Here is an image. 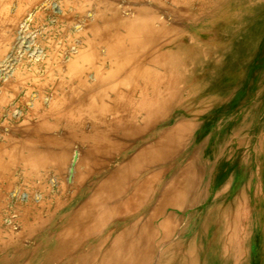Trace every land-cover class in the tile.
<instances>
[{"label": "bare ground", "instance_id": "obj_1", "mask_svg": "<svg viewBox=\"0 0 264 264\" xmlns=\"http://www.w3.org/2000/svg\"><path fill=\"white\" fill-rule=\"evenodd\" d=\"M39 1L0 0V264H199L202 171L187 162L194 126L183 118L156 126L180 106L190 78L179 57L185 28H211L216 14L235 22L239 11L227 8L245 0H64L73 12L44 0L62 25L31 28ZM254 180L244 181L245 210L257 214L248 238L239 239L235 207L213 244L233 254L210 252L208 264H253L255 235L264 255V199L247 201Z\"/></svg>", "mask_w": 264, "mask_h": 264}, {"label": "crops", "instance_id": "obj_2", "mask_svg": "<svg viewBox=\"0 0 264 264\" xmlns=\"http://www.w3.org/2000/svg\"><path fill=\"white\" fill-rule=\"evenodd\" d=\"M256 43H257V46L255 47L256 52L252 53L253 57L250 58L249 53L245 54L247 58L245 59V62H242V64H237L238 66L235 65L234 67L224 66V68L221 67L219 71L216 70L215 73L207 74L208 72H206L203 73L200 77H198V79H194L191 81L192 82L190 85L191 91L197 90L196 91L197 93L195 94L196 97H194L195 101L192 108H187L186 112L188 113L183 115V116L185 115L188 116L187 117L181 116L179 119L183 118L186 124L192 126V128L194 126V131L196 130L195 131L196 139L194 140L195 148L192 149L193 150V155L191 156L192 159L189 158L187 162L189 163L195 162L196 167H198L202 171L200 180H201L203 197L202 200L198 203V205H196L197 208H205L207 207V204H210L211 206L208 205L209 208L219 207V208L233 209L235 207H238L240 209H245L244 200L236 199L231 201L228 199H232L235 194L237 195V197L239 196L238 194L240 193L245 194V182H244L245 177L253 176V175L256 176L258 173H260L259 172L260 169L264 170V164H263L264 163V137H263L264 136V127H263L264 126V59L263 60L261 59L264 58V28H262V32L259 33L258 40L256 41ZM235 76L237 79H235ZM227 80H229V82ZM196 83L198 84V87ZM229 84L231 86H229ZM205 93L206 95H204ZM236 95L238 97H236ZM190 113H193V115ZM195 116H197V118ZM215 127L218 128L216 129ZM226 133L228 134L227 136L229 137H226ZM257 136L259 137V139ZM223 145L224 147H222ZM255 148L256 150H254ZM209 155L211 156V158ZM254 162L256 164H254ZM243 175L245 176L243 177ZM210 185L212 186V188H209L211 187ZM211 190L216 193L215 200H209L208 194L212 192ZM219 197L222 199L224 197L226 198H224L225 200L218 201Z\"/></svg>", "mask_w": 264, "mask_h": 264}, {"label": "rangeland", "instance_id": "obj_3", "mask_svg": "<svg viewBox=\"0 0 264 264\" xmlns=\"http://www.w3.org/2000/svg\"><path fill=\"white\" fill-rule=\"evenodd\" d=\"M43 1L44 0H40L36 6L31 8L33 10V14L31 15V18H33V16L36 14L41 15L38 24H33L31 26V28H45L47 26H51L53 28H60L62 25L63 15L62 14L57 15L55 11L47 12L48 10L43 8V3H44ZM69 1H71L72 5H73V3H75V5L76 4H84V0H69ZM53 2H56L57 6H59L62 10L68 9V11H70V12L74 11L73 9L71 10V8L66 7V5L64 4V0H59V1L53 0ZM258 4L259 5L261 4V5L259 6ZM92 5L93 4H90V6H88V8L90 7L88 9L89 12L91 10H92L91 12H93ZM238 8L240 10H238ZM31 9H29V7H26V6L24 7L25 12L26 11L31 12L32 11ZM227 9H228L227 10L228 12H226L227 15H229V14L231 15L233 12L234 13L232 15H234L236 13V11L237 12L239 11L237 18H233L235 22H231L232 20L229 19V17L225 18V16L223 17V16H219L216 14L211 28H203V29L202 28H185V32H183L184 34H183L182 38L178 41L181 45L179 57L183 61H186L184 65H185L186 71L189 70V73H190V74L189 73H186V74H188V77H190V78L187 80L186 84L185 85L183 84V86H182L185 94L183 93V95L181 97V101H182V103L180 104L181 107L179 106L176 109L172 110L169 113V115L167 116V118H165L162 122H160L156 126L159 130H165V129L172 128V127L176 126L177 120L181 116L186 114V112H184V111L187 110V108L193 107L192 104H194V101H195V99H194L195 94L194 93H197V92L193 91V90L191 91V89H190V85L192 83L191 82L192 80L198 79V77H200L203 73H206V72H208V74L209 73H215L216 70L219 71L220 68L221 67L224 68V66L234 67L237 64H242V62H245V58H247L245 56V54L249 53L250 58H252L253 57L252 53L256 52V50H255V47L257 46L256 41L258 40L259 33L262 32V28H264V0H245V5L239 4L236 8L228 7ZM13 11H14V9H13ZM13 11L11 13L12 16L15 14V11L14 12ZM26 15L29 16V13H27ZM259 17H260V19H258ZM2 18H4V16L0 17V19H2ZM57 18H59V19H57ZM77 27H75V28H77ZM189 31H190V33H189ZM196 33H198V35ZM170 37L171 38H169V40H171V41L172 40L173 41L178 40L175 35H172ZM196 37L198 38V41H197ZM206 37L210 40H208ZM205 38L207 40H205ZM173 45L176 46L175 44H173ZM234 45H235V47H237V46L238 47L235 48ZM209 46H211V47H209ZM172 50H174V49H173V46L171 45L169 47L166 46V48H163L160 51L167 52V51H172ZM220 50H221V52H220ZM210 53H211V55H210ZM218 53L220 54V56ZM205 55H207V56H205ZM203 56H204V58H203ZM247 56H249V55H247ZM203 61L205 64L203 63ZM199 63H202V64H199ZM193 66H195V67H193ZM193 71H194V73H193ZM191 98H192V100H191ZM175 110L178 111V113L175 112ZM190 114H192V113H190ZM121 115H123V113ZM137 121H138V123L142 122L140 117H137ZM172 123H173V125H172ZM195 136H196V132H194V134H193L192 143H194V140L196 139ZM193 146H194V144H193ZM193 146H191L190 150H192V148H194ZM260 170H259L260 173H258L256 175V177L255 176H248L247 177L248 180H249V178L253 177L255 179L254 184L257 187V193H253L250 195V197H247V201H249L250 204L252 201H254V202H252L251 206H255V205L260 206L261 200H259V197H258L259 192L261 193L260 197L262 199H264L263 194L261 192L262 191L261 189L263 188V182H264L263 181L264 180V170L263 169H260ZM257 176H258V178H257ZM211 188H212V186H211ZM209 195H210L209 200H215V192L212 191L208 194V196ZM238 195L239 196L237 197V195L235 194V196L232 199H228V200L239 199V200L245 201V194H242V195L238 194ZM223 199L219 197L218 200H223ZM257 201H258V203H257ZM208 205H210V204H207V207H205V208L195 210L198 213L197 222L199 223L201 230L203 228V225L205 228V230L201 233H199V232L197 233V230L195 231V234L196 233L198 234L197 240L200 241V237L202 239H204V242L201 244L202 246L204 245L203 246L204 249H203V252L201 250V253L199 254V256L201 255L200 258H201L202 262L200 259L197 260V262L199 261L198 262L199 264H208L207 257H208V255L211 254L210 252H212V254H216L219 256H224L226 254H233V253H231L232 250H230V249H229V251L223 250V248H221V245H220V248H213V244H215L214 243L215 236H218V237L221 236L223 238L222 233H223V230L225 228V225H226V223L228 225V223H230V221L233 220V216L236 214L235 213L236 210L239 214V219H238L239 224H241V226H240L241 227V233H240L239 239H241V240L243 239V241L245 240V238L248 235V233L246 231L249 228L250 222H253V219L255 217H257V214H252L251 212H249V211H251L250 209H252L251 207L248 210H245V209H236L235 210V208H233V209H226V208L213 209V208H209ZM192 211L193 210H189V212H187V217H188V214L191 213ZM258 217H259V215H258ZM211 218L213 219V221H212L213 224L211 223L213 226L209 224V220ZM184 224H185V222L182 223V226L181 225L179 226L178 231L184 229V226H183ZM189 235H190V233H187L186 238H188ZM175 237H177V236H175ZM256 237H257V239H256ZM261 237H262L261 235H259V236L255 235L254 236L253 241L255 242L254 244H256L258 246L259 254L254 256V258H253L254 263L253 264H264V255H263V246H262V242H261ZM181 238L183 239L184 237L182 236ZM240 253H242V250L240 251L239 249H237L235 252V254H240ZM230 258H231V256H230Z\"/></svg>", "mask_w": 264, "mask_h": 264}]
</instances>
